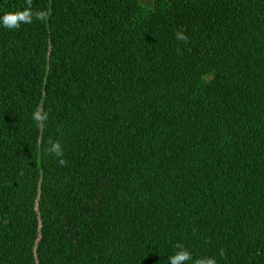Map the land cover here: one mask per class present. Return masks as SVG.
<instances>
[{
  "label": "trees",
  "instance_id": "16d2710c",
  "mask_svg": "<svg viewBox=\"0 0 264 264\" xmlns=\"http://www.w3.org/2000/svg\"><path fill=\"white\" fill-rule=\"evenodd\" d=\"M32 7L0 24V264H264V0Z\"/></svg>",
  "mask_w": 264,
  "mask_h": 264
},
{
  "label": "clouds",
  "instance_id": "9594fccd",
  "mask_svg": "<svg viewBox=\"0 0 264 264\" xmlns=\"http://www.w3.org/2000/svg\"><path fill=\"white\" fill-rule=\"evenodd\" d=\"M48 15L47 11H33L32 0H25V7L22 10L6 12L2 17H0V24L8 29H18L22 24H31L34 17L37 20L46 21L48 19ZM174 35L177 40L187 43L188 37L183 31L178 30L174 33ZM32 118L36 122L37 126H40L47 120V114L43 113L41 110H35ZM49 145L50 146L47 148V152L57 158V162L60 166H64L66 164V159L60 142L58 140H50ZM176 248L178 251H176L169 258V264H188L189 261L193 260L191 253L185 250L182 244L177 243ZM220 254L223 255L222 250ZM194 264H217V262L214 257L196 258Z\"/></svg>",
  "mask_w": 264,
  "mask_h": 264
}]
</instances>
